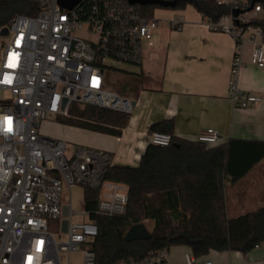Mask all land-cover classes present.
Returning <instances> with one entry per match:
<instances>
[{
    "label": "built area",
    "instance_id": "1",
    "mask_svg": "<svg viewBox=\"0 0 264 264\" xmlns=\"http://www.w3.org/2000/svg\"><path fill=\"white\" fill-rule=\"evenodd\" d=\"M39 1L37 16L14 18L7 27L10 40L0 50V92H7L6 97L0 96V264H62L63 254L69 257L81 248V264H96L91 244L98 226L90 220L84 202L80 211L74 210L72 188L97 190L94 214L114 218L127 211L128 187L106 179L112 166L109 152L47 137L41 125L49 115L71 117L74 106L131 115L133 99L109 88L105 72L121 64L140 67L144 43L153 40L159 20L154 14L145 17L140 8L144 5L128 0ZM261 12L256 6L217 22L206 20L210 30L227 33L236 43L228 98L238 108L261 100L239 86L247 42L253 46L252 64L264 67L263 34L250 24ZM180 24L174 21L175 27ZM84 30L92 37L77 34ZM149 137L150 144L161 147L172 142V135L164 132ZM220 138L218 130L209 128L195 140L216 146ZM65 188L70 193L68 203ZM75 216L83 220L75 221ZM186 260L211 264L193 255ZM112 264H169V249Z\"/></svg>",
    "mask_w": 264,
    "mask_h": 264
},
{
    "label": "trees",
    "instance_id": "2",
    "mask_svg": "<svg viewBox=\"0 0 264 264\" xmlns=\"http://www.w3.org/2000/svg\"><path fill=\"white\" fill-rule=\"evenodd\" d=\"M176 1L175 10L192 6L205 20L217 22L235 10L250 11L256 6L261 16L250 24L258 26L264 39V0H244L239 4L218 0ZM142 14L152 18L159 6L144 5ZM41 11L39 0H0V31L17 16L35 17ZM131 97L125 91L120 93ZM130 114L92 106L72 108V116L57 118L61 125L119 137ZM150 133L172 135L169 146L149 144L138 167L110 166L106 179L128 187L127 211L120 217L94 214L97 190L85 188L84 208L98 226L91 244L96 264H112L129 257L174 246H187L196 258L211 251L248 253L264 245V206L230 217L226 205L227 182L247 175L264 158V142L231 139L225 145L208 146L197 140L175 136L174 122L163 120L150 127ZM150 222L149 240L127 242L129 228Z\"/></svg>",
    "mask_w": 264,
    "mask_h": 264
},
{
    "label": "crops",
    "instance_id": "3",
    "mask_svg": "<svg viewBox=\"0 0 264 264\" xmlns=\"http://www.w3.org/2000/svg\"><path fill=\"white\" fill-rule=\"evenodd\" d=\"M174 14L164 20L156 17L159 26L143 48L140 88L129 97L135 102L134 111L119 137L62 125L79 131L76 136L93 145L89 147L109 152L112 166L138 167L150 144V127L163 120H172L175 136L183 139L195 140L200 132L214 128L221 134L216 146L231 139L264 142V67L252 64V43L247 42L242 51L245 64L239 86L261 100L243 109L228 98L236 51L232 36L210 30L192 6ZM174 21L181 22L180 28ZM226 205L230 217L264 206V158L240 180H228ZM187 255H193L189 247H171L169 264H187ZM196 259L211 264H264V245L248 253L211 251Z\"/></svg>",
    "mask_w": 264,
    "mask_h": 264
},
{
    "label": "rangeland",
    "instance_id": "4",
    "mask_svg": "<svg viewBox=\"0 0 264 264\" xmlns=\"http://www.w3.org/2000/svg\"><path fill=\"white\" fill-rule=\"evenodd\" d=\"M177 11L174 8H156L154 10V15L157 18L166 19V15L170 18L175 16L174 12ZM80 36L85 38H91L92 36L87 31H82L77 33ZM9 37H0V50L4 48V46L9 42ZM146 43H144L145 48ZM105 77L107 80V85L112 90L121 93L122 91L127 92L128 94L133 96V93L138 91L141 84V68L138 66L130 65V64H121L116 66V69H107L105 72ZM7 92H0V96L6 97ZM75 128V127H74ZM69 131V133H67ZM85 131V130H84ZM41 132L43 135L54 138V139H62L66 141L70 146L73 145H86L92 146L87 143L88 141L85 138L76 136L75 133H80L77 130L71 131L60 123L56 121L54 116L49 115L48 119L45 120L41 125ZM87 134L88 132L85 131ZM84 133V134H86ZM114 164V161L112 162ZM72 199H73V208L76 212L80 211L83 207L84 196H85V188L83 186H75L71 191ZM64 198L68 203L70 201V193L67 188L64 189ZM75 221H81L83 218L81 216H75ZM147 227L148 231H151L152 225L150 222H142ZM61 238H64V234H61ZM82 251L81 248L78 252H74L70 254V256L62 255V264H81L82 262Z\"/></svg>",
    "mask_w": 264,
    "mask_h": 264
},
{
    "label": "water",
    "instance_id": "5",
    "mask_svg": "<svg viewBox=\"0 0 264 264\" xmlns=\"http://www.w3.org/2000/svg\"><path fill=\"white\" fill-rule=\"evenodd\" d=\"M79 0H74L72 3H76ZM131 4H141V5H153L159 6L161 8H175L177 5L176 1L167 0H128ZM64 4V3H63ZM240 10H235L234 14H239ZM9 33L8 28H3L0 31V37H6ZM135 105V102L133 101ZM67 207H65V213L67 212ZM67 222L64 221V229L66 228ZM151 234L148 231L144 223L133 224L128 232L126 233L125 239L127 242L137 241V240H149Z\"/></svg>",
    "mask_w": 264,
    "mask_h": 264
}]
</instances>
